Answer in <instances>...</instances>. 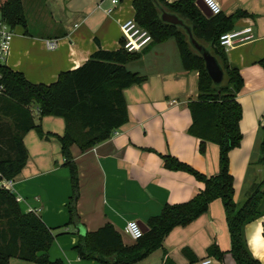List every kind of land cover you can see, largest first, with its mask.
Segmentation results:
<instances>
[{"label":"crops","instance_id":"0c3cea01","mask_svg":"<svg viewBox=\"0 0 264 264\" xmlns=\"http://www.w3.org/2000/svg\"><path fill=\"white\" fill-rule=\"evenodd\" d=\"M3 1V0H0ZM181 0H167L174 3ZM221 14L247 15L233 21V29L252 28V39L225 50L229 64L243 80L237 94L242 116L240 146L229 152V173L233 177V200L240 204L256 170L253 155L264 129V0H216ZM26 33L13 29L5 66L23 74L32 84L49 85L61 72L83 65L98 49H119L120 25L133 18L131 1H120L111 13L108 0H22ZM54 41L55 47L47 48ZM133 68L146 75L144 82L123 91L128 121L108 140L80 151L70 148L78 178L75 209L78 221L68 224V203L72 195L69 168L59 141L39 137L31 130L23 145L27 160L14 178L11 192L23 213L38 215L55 236L48 251L51 261L63 264H99L79 259L74 247L79 237L106 224L113 226L125 245L135 241L124 233L128 222L147 227V221L160 214L165 205L190 201L204 189L191 174L167 170L163 156H170L209 177L218 171V148L207 143L199 152L200 141L188 134L192 123L188 102L197 98L198 73L185 71L174 40L149 45ZM33 108L36 111L35 106ZM33 115L32 108H30ZM34 122L43 133L62 136L65 123L60 117ZM68 224V225H67ZM251 256L264 264V215L244 227ZM216 245L226 252L221 264H235L227 253L230 237L223 204L213 201L208 210L189 225L175 227L160 249L136 264H162L167 257L174 264H199L207 249ZM9 264H35L12 258Z\"/></svg>","mask_w":264,"mask_h":264},{"label":"trees","instance_id":"16d2710c","mask_svg":"<svg viewBox=\"0 0 264 264\" xmlns=\"http://www.w3.org/2000/svg\"><path fill=\"white\" fill-rule=\"evenodd\" d=\"M196 1L131 0V6L135 22L152 38L149 45L174 40L183 69L198 73L197 98L188 102L192 119L188 134L199 139L201 154L205 153L207 143L217 146L218 171L206 177L175 158L163 156L167 170L191 174L204 184V189L188 202L165 205L158 216L147 221V232L133 245H125L110 224L80 236L73 249L83 261L136 264L162 248L165 237L175 227L189 225L204 214L213 201L220 200L230 237L227 253L235 264H260L247 248L244 227L264 215V176L261 179L253 176L242 202H234L228 155L240 146L242 140L239 128L242 110L236 98L243 80L219 45L220 35L233 29L235 19L247 14L239 12L225 17L220 13L206 17L196 6ZM163 14L176 16L183 25L163 22ZM0 18L11 30L20 26L26 33L22 0L0 1ZM186 29H189L191 38ZM191 39L215 59L222 71L219 83H214L209 77L203 57L193 48ZM119 45L116 51H105L97 43L98 49L83 65L61 72L49 85L32 84L22 73L0 65L1 84L4 86L0 94V173L4 179L14 180L21 172L27 160L23 138L29 131L34 130L39 137H55L70 174L72 195L68 203V224L78 221L75 209L78 178L70 148L75 145L80 151H86L108 140L125 125L128 115L123 91L147 78L130 68L131 63L141 59L144 49L139 53H127L122 39ZM258 65L264 70V58L258 61ZM31 106L38 109L39 119L48 116L62 118L65 123L63 135H45L40 125L34 122ZM261 131L259 158L255 164L262 166L264 172V129ZM54 238L51 229L38 215L23 213L15 196L0 188V264H9L12 258L35 264H63L48 257ZM225 254L216 245L207 249V255L220 262ZM162 264L174 262L166 257Z\"/></svg>","mask_w":264,"mask_h":264},{"label":"built area","instance_id":"2783aa9c","mask_svg":"<svg viewBox=\"0 0 264 264\" xmlns=\"http://www.w3.org/2000/svg\"><path fill=\"white\" fill-rule=\"evenodd\" d=\"M110 7L106 9L107 14L111 13L112 10L117 7L120 0H108ZM204 6L209 10L212 15H217L221 13V7L216 0H200ZM121 39L123 41V49L127 53H139L145 49L152 41V38L147 30L140 27L131 18L122 22L120 25ZM13 37V30H11L7 25H5L0 18V65H5L6 59L9 54L10 44ZM252 28L244 27L240 29H232L225 32L219 37V45L224 48V50L232 49L234 47L243 45L252 39ZM47 48L53 49L55 47L54 41L47 42ZM4 86L1 84L0 75V94L3 92ZM36 111L39 113L38 109ZM13 180H6L0 173V188L9 190L11 192ZM12 193V192H11ZM16 199V198H15ZM17 202V200H16ZM124 233L131 238V240L136 241L140 239L144 232L142 231L140 225L137 222H128L124 228ZM199 264H221L220 261L213 257H207L199 262Z\"/></svg>","mask_w":264,"mask_h":264},{"label":"water","instance_id":"95a60500","mask_svg":"<svg viewBox=\"0 0 264 264\" xmlns=\"http://www.w3.org/2000/svg\"><path fill=\"white\" fill-rule=\"evenodd\" d=\"M196 6L199 8V10L206 16L210 17L212 14L209 12V10L204 6V4L200 1H196ZM161 19L163 22L172 24V25H179L182 26L183 23L180 21L176 16L169 15V14H163L161 16ZM189 38H191L189 29H186ZM191 45L193 48L203 57L206 71L211 78V80L214 83H219L222 80V71L220 70L219 66L217 65L215 59L201 46H199L195 40L191 39ZM142 231L144 233L147 232V227L140 225Z\"/></svg>","mask_w":264,"mask_h":264},{"label":"rangeland","instance_id":"374dc122","mask_svg":"<svg viewBox=\"0 0 264 264\" xmlns=\"http://www.w3.org/2000/svg\"><path fill=\"white\" fill-rule=\"evenodd\" d=\"M129 1H131V0H124V3L125 4H127V2H129ZM143 55V53H141V56ZM137 63L136 62H133V63H131V67L133 68V65H136ZM30 108H32V111H33V115L36 117V111H35V109L33 108V106H31ZM259 144L260 143H258V146L256 147V149H255V153H254V155H253V158H254V162L256 161V160H258V147H259ZM252 172L254 173V176H255V178H258V179H261V178H263V176H264V172H263V169H262V166H259L258 165V167H256V170H252ZM257 179V180H258ZM242 202V201H241ZM240 202V203H241Z\"/></svg>","mask_w":264,"mask_h":264}]
</instances>
